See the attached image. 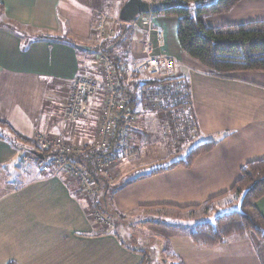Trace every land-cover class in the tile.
Segmentation results:
<instances>
[{
	"label": "crops",
	"instance_id": "1",
	"mask_svg": "<svg viewBox=\"0 0 264 264\" xmlns=\"http://www.w3.org/2000/svg\"><path fill=\"white\" fill-rule=\"evenodd\" d=\"M125 1L74 4L70 0L64 5L62 0H0V120L32 141L37 133H48L74 146L91 145L98 112L68 122L65 104L77 77L85 73L101 77L96 48L101 52L107 46L120 68L123 63L140 62V42L148 40L155 55L176 61L175 70L157 77L160 81H142L136 75L130 82L129 106L138 121L132 129L131 154L119 160L113 179L101 175L96 179L99 187L109 183L114 190L109 191L107 202L101 195L96 200L84 197L78 183L63 170L42 173L34 164L22 163L27 153L2 135L0 178L14 176L17 182L0 194V264H141L142 249L125 244L115 227L102 232L96 225L89 213L92 202H102L105 211L126 219L152 216L164 208H202L229 192L248 162L264 159V72H239L228 79L211 75L181 50L176 17L152 18L163 34V46L153 33L140 27V19L119 26L112 39H103L95 30L98 19L117 20ZM256 21H264V0H241L231 11L204 19L214 28ZM70 34L90 36L96 43L80 51L65 38ZM185 81L200 137L216 145L197 156L190 167L178 165L151 174L176 161H167L173 155L167 151L160 155L145 152L139 131L150 134L152 127L160 131L171 127L176 140L177 133L180 137L183 127L177 126V106H173L171 94L181 92L178 88ZM13 91H23L24 99L15 102ZM102 97L99 93L93 98V109H98ZM169 122L173 126L165 125ZM180 122L187 120L183 117ZM114 149L118 151V147ZM87 159L91 161L85 152L75 162L86 163ZM255 206L264 217V196ZM177 232L159 242V256L170 251L183 264H264V242L250 235L204 249L186 233Z\"/></svg>",
	"mask_w": 264,
	"mask_h": 264
},
{
	"label": "trees",
	"instance_id": "2",
	"mask_svg": "<svg viewBox=\"0 0 264 264\" xmlns=\"http://www.w3.org/2000/svg\"><path fill=\"white\" fill-rule=\"evenodd\" d=\"M240 1L216 0L215 2H211V0H171V2L180 3L181 6L154 13L152 16L176 17L178 19L177 39L181 50L187 57L207 69L211 75L228 79L234 78L239 72H264V21L220 28L209 27L204 22L207 16L222 15L231 11ZM193 9L195 11L194 15L192 14ZM105 53H109V50H106ZM166 81L168 82L170 80H165L164 82ZM183 85V90H185L184 95L182 94L184 92L183 90V92L171 94L174 103L173 106H182L183 101L184 105L189 106L192 124L200 134L193 111L189 83L185 81ZM0 126L6 128L13 135L14 140L12 143L16 149L23 150L27 153L31 151L40 152L34 141L17 133L7 122L0 120ZM0 139H4L1 134ZM215 145L216 143L212 140L204 141L196 149L192 150L185 160H178L169 164L164 169H155L150 173H158L178 165L190 167L197 156L209 152ZM117 146L118 135L116 134L114 146L104 156H112L115 154L114 148ZM43 154L45 159L49 160L51 153L43 152ZM101 156L102 154L97 152L93 154L94 158ZM81 164L85 165L92 176L97 179L99 174L95 169L94 160ZM106 188L103 197H105L104 199L107 202L111 195L109 191L114 190H112L109 183ZM230 194H234L237 199L236 202L238 204L236 207L231 205L229 207L226 204L225 206L227 208L220 206V203ZM263 196L264 159L248 162L241 169L240 179L229 192L210 200L203 206L204 209L209 206L211 207L210 210L206 209V211H209L208 218L196 223L193 229L190 227L186 228L191 241L195 245L206 249L225 244L231 236L246 237L254 235L260 241H264V217L255 206L256 201ZM212 204L216 205L217 210L212 208ZM218 205L223 208L218 209ZM106 212L113 217L117 214L110 210H106ZM211 212L213 213L212 215H210ZM180 227L182 226H177V228ZM146 263L147 258L143 256L141 264ZM179 264L183 263L181 262Z\"/></svg>",
	"mask_w": 264,
	"mask_h": 264
},
{
	"label": "built area",
	"instance_id": "3",
	"mask_svg": "<svg viewBox=\"0 0 264 264\" xmlns=\"http://www.w3.org/2000/svg\"><path fill=\"white\" fill-rule=\"evenodd\" d=\"M148 3H165L171 0H144ZM152 14L142 15L140 27L153 33L159 46H163L164 37L152 21ZM105 17H100L95 30L102 38H107L115 29V23ZM122 22V21H121ZM140 55L142 60L134 64H121L112 55H99L97 64L100 67L101 77L83 74L77 77L70 85L69 95L65 104V119L73 122L79 117L94 115L98 112V128L96 137L90 146H74L61 137L48 133H37L34 143L40 153L50 152L49 160L36 159L31 153L25 156V161H34L42 173L50 170H63L68 173L79 185V190L93 198L97 197L98 182L88 171L85 165L75 162V157L86 152L94 160L97 173L107 179H113L112 170L120 159L131 154L132 129L138 121L137 114L131 109L128 101V90L132 76L138 73L153 77H160L173 72L176 61L171 56L155 55V49L148 40L140 42ZM102 93V101L98 109H93L92 100L97 94ZM118 135V151L112 156L104 154L114 146L115 136ZM89 147V148H88ZM97 152L101 157H93ZM31 157V158H30ZM33 158V159H32ZM96 222L103 225L107 231L113 230V216L98 213Z\"/></svg>",
	"mask_w": 264,
	"mask_h": 264
},
{
	"label": "rangeland",
	"instance_id": "4",
	"mask_svg": "<svg viewBox=\"0 0 264 264\" xmlns=\"http://www.w3.org/2000/svg\"><path fill=\"white\" fill-rule=\"evenodd\" d=\"M62 1H64V5H65L66 2H69L70 0H62ZM72 1L74 2V4L76 3L75 1H77V3H78V1L79 2H85V4H87L88 1L91 3L93 2V4H94V2H97V0H75V1L72 0ZM215 1L216 0H211V2H215ZM192 14L193 15L195 14L194 9L192 10ZM141 17H142V15L138 16L134 21H136L137 19H140ZM130 23H132V22H130ZM122 24H128V23L121 22V21L116 22L114 32L119 28V26H122ZM114 32L112 34H109V36L107 38H103V39H112V37L115 35ZM91 37L93 39L95 37L94 34L91 35ZM65 38L67 40H69L71 44H74L76 47H78L80 51L83 50L82 49L83 46H88V45H90V43L91 44L96 43L95 39L93 40V42H91L92 40L91 41L89 40L90 36H88V37L81 36L80 37V36H76L74 34H70V35H67ZM128 39L129 38H127V40ZM123 44H125V43H123ZM106 50H109L107 46L104 47L103 51H101V52L98 50V48H96L95 51L98 53L97 54L98 56L101 54L102 55H109L108 53H105ZM111 55L113 57H115V55H113V54H111ZM123 64H126V63H123ZM84 65L87 66L88 64L86 62H84ZM139 74L140 73L133 75L132 79L136 75H138V78L142 79V81L143 80L144 81H146V80H153V81L154 80L155 81L162 80L161 78L159 79L157 77H153V76H149V75L147 76L146 74L139 76ZM165 75H167V74H164L163 76H165ZM183 87H184V85H181V87L178 89L181 92L184 91L182 93L184 95L185 90H183ZM39 88H41V87L39 86ZM42 91L43 90H39L40 93ZM13 92L15 94L14 93H11V94H13V99L15 102H18L20 99H24L25 96L22 95V93H24L23 91L22 92L21 91H13ZM138 97H139L138 100L141 99L140 95ZM139 109H140V106H139ZM167 112L169 114L170 111L167 110ZM183 117L186 118V120H187L186 123L180 122V118L183 120ZM192 123L193 122H192L189 106L184 105V101H183V105L177 107V126H179V124H181V127H183V130H184V131L182 130L180 137L178 138L179 134L177 133V140H176V138H175L176 136L174 135V131H172L171 127L170 128L165 127L161 131L158 130L156 127L155 128L152 127L151 128L152 132L150 134H146L145 130H141L139 132L142 136L143 141L145 142L143 144V148H144L145 152H147V150H149L150 152H153V154H155L158 151L159 152L158 155H160V153L162 151H164L165 153L167 151V155L173 154V155H171L170 160H168V158H167L168 162H170L172 160L177 161L176 159L187 157L188 154L192 150L196 149L200 144H202L204 142V140L200 137L199 132L194 128ZM165 125L166 126L167 125L173 126L172 122H169ZM185 125L188 126V129L185 127ZM0 134L5 136L8 140L13 139V135H11L6 128H3L1 126H0ZM151 157L159 158V156H151ZM24 159H25V157H23V161H21L22 163H29V164L35 165L33 160L32 161L29 160L26 162ZM112 174L115 176L116 167L112 170ZM111 180H109V181H111ZM4 181L6 182L5 183L6 185L1 186L4 183ZM4 181H2V178H0V194L3 193L4 190H9V189L15 187V185H16L15 183L17 182V179H15L14 176H8ZM106 189H107L106 187H99L98 186V192H99L98 194L101 195V198L105 194ZM80 193L88 199L93 198L89 195L84 194L82 191H80ZM96 199H97V197L94 198V200H96ZM102 199H100V201H102ZM236 200L237 199L234 196V194H230V195L225 197V199L220 203V206H224V208H227V206H225V204H226V205H229V207H230V205L236 207V205L238 204L236 202ZM220 206L218 205V209L223 208ZM212 208L217 210L215 204H212ZM206 209L210 210L211 207L209 206V207H206L205 209H204V207H202V208L191 207L188 209H183V208H173V209L166 208L165 209L164 208V209L158 210L157 212H154V214H152V216L149 214V216L141 217V218H134V219H126V218L122 217L121 215L116 214L113 217V220L115 219L113 221V223H114L115 230L118 229L116 231L117 234L119 235V237L123 240V242L125 244H127L131 248L143 250V256L145 258H147V263H149L152 260L155 262V264H175L176 262H177V264H179V261L175 260L174 253H172L170 251H168V253L164 254L163 256H159L157 250L159 248L161 249V247H159L158 244L161 241H163V242L167 241L166 239H169V237L173 233H178L177 231H179L180 233H182L184 235H186V234L188 235V231L186 230L187 227H190L191 229H193L194 226L196 225V223H199V222H201V220L203 221L204 219L208 218V216H209L208 212L209 211H206ZM89 213H90V216L92 217V219L95 221L96 225L101 229V231L106 232L107 230L104 228V226L100 225L95 220V217L98 215V213H104V214L107 213L103 209V203L102 202L96 203L95 201L92 202L90 205V208H89ZM107 214H109V213H107ZM212 214L213 213L211 212L210 215H212ZM178 225L179 226L181 225L182 227L177 228ZM250 236H252L256 240H259L254 235H250ZM232 237H235V236L229 237L227 239V241H229ZM262 242H264V241L262 240ZM168 246L169 245L167 243L165 245V247H168ZM204 249H206V248H204Z\"/></svg>",
	"mask_w": 264,
	"mask_h": 264
},
{
	"label": "water",
	"instance_id": "5",
	"mask_svg": "<svg viewBox=\"0 0 264 264\" xmlns=\"http://www.w3.org/2000/svg\"><path fill=\"white\" fill-rule=\"evenodd\" d=\"M179 6H181V4L178 2L155 3L151 5L144 0H126L120 9L119 19L122 22L130 23L138 16L163 12ZM30 153L40 160L45 159L43 153L38 151H31Z\"/></svg>",
	"mask_w": 264,
	"mask_h": 264
}]
</instances>
